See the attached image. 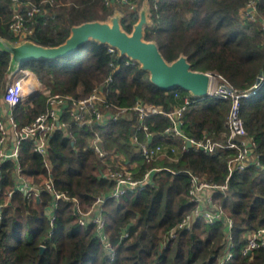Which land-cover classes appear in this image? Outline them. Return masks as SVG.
<instances>
[{
    "label": "trees",
    "instance_id": "16d2710c",
    "mask_svg": "<svg viewBox=\"0 0 264 264\" xmlns=\"http://www.w3.org/2000/svg\"><path fill=\"white\" fill-rule=\"evenodd\" d=\"M143 1L117 3L124 14L122 24L129 32L139 18ZM248 1L150 0L153 26L147 27L146 39L156 40L167 60L184 53L193 69L215 72L232 86L246 89L264 68V0L260 1L256 21L241 15ZM20 2L26 24L33 28L28 37L44 46L62 44L73 25L106 19L115 9L105 0H55L53 4H43L42 11L31 16L26 11L27 5L40 0ZM131 4L137 6L131 8ZM13 5L14 0H0V35L19 41L21 38L10 28ZM127 59L111 53L108 45L90 40L75 53L57 59L32 60L24 65L23 69L33 71L46 89L13 108L20 125L31 122L48 108L50 94L87 97L110 75L113 80L107 92L111 104L107 110L120 116L100 129L96 121L78 125L66 113L67 129L52 136L46 156L34 150L31 140L22 142L20 161L25 174L42 183L52 173L55 188L70 198L59 201L52 223L47 214L53 203L50 192H43L40 200H34L17 190L0 219V264H264V247L250 254L243 252L247 243L245 233L264 226V85L258 96L244 99L241 108L246 128L256 139L255 152L260 155L262 165L236 171L228 188L215 195L216 203L234 220V257L224 261V222L209 224L195 219L190 228L178 229L174 238L170 233L196 206L189 194L190 172L215 183L227 179L229 162L237 154V149L230 146L231 101L215 96L198 98L184 114L183 131L194 138L209 135L216 144L214 151L190 148L182 151L177 160L147 162L140 157L139 146L131 141L139 123L133 110L135 101L140 99L172 111L183 105L184 96L190 93L180 87L166 90L157 86L148 72L136 62L128 64ZM10 60V53L0 50V98ZM176 91L179 96H175ZM172 124V119L164 114L149 115L143 123L160 130ZM98 129L108 151H119L123 163H135V176L161 168L153 172L154 185L107 199L103 215L114 259L99 236L97 225L79 223L81 213L88 211L98 196L115 188V183L103 174L117 168L116 162L103 161L88 148ZM140 136L142 141L146 140L144 131ZM158 140L165 141V137ZM166 141L182 144L178 137ZM15 167L12 160L3 165L4 192L16 187ZM74 198L78 200V214ZM125 232L127 236L123 235Z\"/></svg>",
    "mask_w": 264,
    "mask_h": 264
},
{
    "label": "built area",
    "instance_id": "2783aa9c",
    "mask_svg": "<svg viewBox=\"0 0 264 264\" xmlns=\"http://www.w3.org/2000/svg\"><path fill=\"white\" fill-rule=\"evenodd\" d=\"M130 0H105L108 6H114L118 2L128 3ZM261 0H249L241 11L243 18L256 21L259 13ZM55 0H40V2L28 4L26 11L29 15H34L42 11V5L45 3L53 4ZM137 4H131V8H135ZM14 13L10 28L16 36L22 39L29 38L33 28L26 24V17L23 14V7L20 0H14ZM262 31L264 35V19L262 20ZM111 53L119 52L116 48L108 46ZM127 58V57H126ZM127 63H135L131 59H127ZM113 65V63H111ZM31 79H34L32 81ZM113 77L110 75L106 81L96 86L87 97L75 98L71 95H63L61 93L50 94L47 99L48 108L37 115L31 122L20 125L16 119L13 108L20 104L31 101L41 91L46 88L38 79L37 75L28 69H21L13 78L8 86L6 93L0 98V219L3 218V209L13 198L14 193L18 190L26 198L40 200L43 192H50L53 197V203L47 209L51 222L56 219V209L62 198L70 197L63 191L57 190L53 183V174L50 173L42 183L31 180L25 172L21 164V146L25 140H31L34 150L43 155H47L50 148V140L58 130L67 129V121L64 115L70 114L78 125L92 124L93 121L97 125L104 128L111 121L119 118V113L111 112L107 88L112 82ZM216 83V84H215ZM264 85V68L258 75L254 84L246 89H238L217 74L214 76V83L211 90V96L223 99H230L231 109L228 118L230 128L231 147L237 149V154L232 158L228 165V176L224 183H215L207 180L195 172H190V188L189 194L196 202V206L192 212L188 213L182 221L174 228L170 235L171 238L176 236L177 230L180 228H190L193 220L202 219L204 222L214 224L216 222L225 223V242L226 253L224 261H229L234 257V220L227 216L223 208L216 203L215 195L220 191L228 188L229 180L236 171L245 170L252 165H262L261 157L255 152L257 146L256 139L249 134L245 121L241 115L242 101L244 99L253 98L260 94ZM180 92L176 91L175 96H179ZM198 98L194 99L191 95L184 96V103L175 107L172 111H164L162 107L154 104H146L138 99L133 105V110L138 116L139 123L135 125V131L132 134L131 141L139 146L140 157L150 162L155 159L177 160L182 151L193 148L195 150H203L212 152L216 148V144L212 138L204 134L200 138L188 136L183 131L184 114L189 106L193 105ZM126 111V108L123 109ZM152 114H164L172 119L173 124L162 130L150 129L149 126L143 125L147 116ZM145 132L146 140L142 141L140 134ZM165 137V141H159L161 137ZM181 138L182 144L177 146L168 143L166 140L171 138ZM191 142V146H189ZM88 148L92 149L96 155L103 161L114 160L117 168H111L104 172L103 176L115 183L114 190L107 195L97 197L95 204L86 212L79 216V223L88 226L94 223L98 227L99 236L102 238L106 248L109 250L111 259L115 257V251L105 231L106 220L104 218V205L107 199L114 197L120 198L128 192H136L144 190L149 185H154L153 172H158L161 168L156 167L145 171L141 177L134 175L133 169L135 163H123V155L119 151H108L103 143V136L100 130H96L90 138ZM8 160L16 163L15 181L16 187L4 192L2 183L4 181L3 165ZM47 166L49 164L47 163ZM264 167V165H263ZM50 170V167H49ZM78 205L77 198H74ZM79 206V205H78ZM246 245L243 248L245 254H250L254 249L264 247V226L248 230L246 233ZM127 236L128 233L123 234ZM249 251H251L249 253Z\"/></svg>",
    "mask_w": 264,
    "mask_h": 264
},
{
    "label": "water",
    "instance_id": "95a60500",
    "mask_svg": "<svg viewBox=\"0 0 264 264\" xmlns=\"http://www.w3.org/2000/svg\"><path fill=\"white\" fill-rule=\"evenodd\" d=\"M123 17V12L115 9L106 19L73 25L70 35L58 46H44L30 38L12 41L0 35V50L11 55L2 94L6 93L14 76L27 62L67 56L78 51L88 41L95 40L116 48L121 58L127 57L138 63L149 73L151 81L163 89L174 90L180 87L193 97L202 99L211 96L215 72L193 69L189 57L184 53L169 61L156 40L146 39L147 27L153 26L150 0L143 1L139 18L130 32L122 24ZM188 144L191 146V142ZM75 211L76 214L79 213L78 205L75 206ZM44 250L45 247L42 246V251Z\"/></svg>",
    "mask_w": 264,
    "mask_h": 264
},
{
    "label": "rangeland",
    "instance_id": "374dc122",
    "mask_svg": "<svg viewBox=\"0 0 264 264\" xmlns=\"http://www.w3.org/2000/svg\"><path fill=\"white\" fill-rule=\"evenodd\" d=\"M114 7H115V9H119V8H118V6H117V4H116V5H114ZM115 9H114V10H115ZM119 10H120V9H119ZM215 84H216V83H215ZM167 159H168V158H167V157H165V159H164V160H167Z\"/></svg>",
    "mask_w": 264,
    "mask_h": 264
},
{
    "label": "bare ground",
    "instance_id": "6f19581e",
    "mask_svg": "<svg viewBox=\"0 0 264 264\" xmlns=\"http://www.w3.org/2000/svg\"><path fill=\"white\" fill-rule=\"evenodd\" d=\"M32 81H34V79H31Z\"/></svg>",
    "mask_w": 264,
    "mask_h": 264
}]
</instances>
